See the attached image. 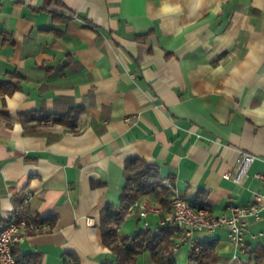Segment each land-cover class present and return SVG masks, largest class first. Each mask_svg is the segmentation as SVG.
I'll return each instance as SVG.
<instances>
[{
	"label": "crops",
	"instance_id": "obj_1",
	"mask_svg": "<svg viewBox=\"0 0 264 264\" xmlns=\"http://www.w3.org/2000/svg\"><path fill=\"white\" fill-rule=\"evenodd\" d=\"M0 80L19 86L0 93V222L12 210L55 219L16 243L15 258L113 260L100 215L119 205L125 162L138 158L213 216L256 202L243 249L225 226L193 237L214 242L203 264L259 253L264 264V0H0ZM242 152L256 160L236 184L223 175ZM168 198H138L162 210L147 217L153 230ZM127 210L119 236L143 222ZM188 255L181 247L175 264Z\"/></svg>",
	"mask_w": 264,
	"mask_h": 264
},
{
	"label": "built area",
	"instance_id": "obj_2",
	"mask_svg": "<svg viewBox=\"0 0 264 264\" xmlns=\"http://www.w3.org/2000/svg\"><path fill=\"white\" fill-rule=\"evenodd\" d=\"M256 157L250 153L242 152L237 161L235 173L226 172L223 176L239 184L249 176V171ZM255 178L264 182V175L256 174ZM161 185L168 191V208L157 227L160 229L172 227L176 236L172 247L173 252L186 246L189 254H199L203 250V245L197 242L193 235L196 232L213 231L226 227L228 229V239L236 249H243V236L247 225V219L258 221L260 219V208L256 202L243 207H232L230 216H213L207 210L200 207H193L190 202L181 197L168 179L161 182ZM128 212L135 213L143 225L148 227L146 221L151 214L158 215L162 213L161 208L156 207L146 200L138 199L128 206ZM88 226H94L93 218H87ZM42 225H36L29 219L20 214L19 211L12 210L5 226L0 231V264H17L13 254V247L16 243L23 240L28 233L39 231ZM28 264V263H26ZM70 264H73L71 262Z\"/></svg>",
	"mask_w": 264,
	"mask_h": 264
},
{
	"label": "trees",
	"instance_id": "obj_3",
	"mask_svg": "<svg viewBox=\"0 0 264 264\" xmlns=\"http://www.w3.org/2000/svg\"><path fill=\"white\" fill-rule=\"evenodd\" d=\"M57 18V17H55ZM17 76L16 74H10ZM20 76H18L19 78ZM19 86L5 80H0V93L10 95L15 92ZM124 169L128 172L117 207L107 205L101 211L99 229L102 238V244L108 248L114 256L113 260H107L104 264H137L138 258L148 253L151 264H175L174 252L172 247L176 236L172 227H166L155 232L151 227H145L138 230L130 237L119 236L117 232L118 225L123 221L127 207L136 201L142 195H152L154 197H169L168 191L161 185V178L158 168L154 165L144 163L141 159L132 158L125 162ZM168 202H163V208H168ZM197 207V204H192ZM163 218V215H160ZM55 219H45L33 221L36 225L47 224L52 227ZM6 223L0 222V231ZM202 244V243H201ZM214 242H203V250L195 255H188L189 264H203L202 260L206 257H212ZM17 264H34L31 261H20L15 258ZM68 259L76 262L73 256ZM68 259L66 264H69ZM261 259V254H256L254 263L257 264Z\"/></svg>",
	"mask_w": 264,
	"mask_h": 264
},
{
	"label": "rangeland",
	"instance_id": "obj_4",
	"mask_svg": "<svg viewBox=\"0 0 264 264\" xmlns=\"http://www.w3.org/2000/svg\"><path fill=\"white\" fill-rule=\"evenodd\" d=\"M128 225L129 226H124L120 228L119 232L121 235L132 236L138 230L144 229L143 222L135 224V220H134L133 222H130ZM137 264H151L149 254L145 253L141 255L137 260Z\"/></svg>",
	"mask_w": 264,
	"mask_h": 264
}]
</instances>
